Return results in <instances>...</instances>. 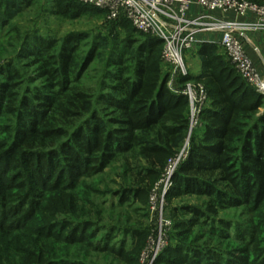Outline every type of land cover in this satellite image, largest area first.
<instances>
[{
	"label": "trees",
	"instance_id": "1",
	"mask_svg": "<svg viewBox=\"0 0 264 264\" xmlns=\"http://www.w3.org/2000/svg\"><path fill=\"white\" fill-rule=\"evenodd\" d=\"M51 1L62 16L101 10L76 0ZM16 3L30 5L31 0L6 3L1 26L10 9L19 10ZM115 21L132 26L124 17ZM132 28L140 37L130 33L111 51L93 78L97 85L85 81L99 53L93 46L81 55L80 34L62 41L35 39L27 53H19L33 67L29 78L13 61L0 71V115L14 118L11 135L0 141V264H86L80 254L70 253L77 245L122 258L123 244L110 248L105 243L115 232L113 224L103 244L92 242L106 226L99 208L80 198L76 188L118 163L126 176L136 177L130 181L133 188L114 193L118 207L130 201L131 193L143 195L140 183L160 175L189 128L188 99L167 86L162 40ZM12 30L20 38L19 30ZM197 54L203 69L197 77L205 81L209 100L166 196L208 199L205 208L187 204L173 209V215H182L175 222L180 234L179 228H196L199 240L219 234L214 223L218 210L249 207L254 212L264 202V96L236 73L216 44H201ZM126 208L118 214L120 223L123 215L129 219ZM126 227L125 234L139 231ZM249 228L237 234L243 248L224 260L209 243L198 246L179 238L154 264H252L249 247L256 236Z\"/></svg>",
	"mask_w": 264,
	"mask_h": 264
},
{
	"label": "rangeland",
	"instance_id": "2",
	"mask_svg": "<svg viewBox=\"0 0 264 264\" xmlns=\"http://www.w3.org/2000/svg\"><path fill=\"white\" fill-rule=\"evenodd\" d=\"M10 1L11 0H0V14L4 12L5 6L10 4ZM17 6L19 10L15 11L14 7L10 9V12H12L11 15L4 19L5 24L3 26L0 25V71L7 68L10 62L13 61L21 68L25 78H29L35 73L33 67L29 66L30 64H24L26 59L21 58L19 53H27L28 47L36 40L56 39L62 41L71 34H80L81 55L93 46L97 48V52L99 53V57L96 58V61L91 65L88 72L90 79L85 81L87 84L97 85V80H93V78L98 77V70L105 66V58L111 51L119 49L125 43V39L130 33L140 37V34L135 33L136 31H134L130 24L129 26L122 27V25L116 21L113 22L114 20H109L105 10L83 12L78 16H62L56 13L51 0H31L30 5L16 3L15 8ZM14 28L19 30L20 38L19 35L13 34L12 29ZM24 36V43H20ZM217 47L218 53L223 56L224 60L230 64L238 74L234 64L225 55L221 47L219 45H217ZM193 52L194 49L184 53V61L186 63L185 77L189 78L184 83L179 82L180 77H183L181 74L173 72L163 60L161 61L163 71L168 76L171 87L181 88L188 82L191 84H205L204 80L197 77L203 71L201 67V58L198 56L197 52ZM260 73L264 74L262 72ZM13 121L14 118L11 115H0V141H2L3 138L8 139V136L11 135L9 126ZM196 131H200L199 128H197ZM182 148H189V130L181 143V147L175 154L179 153ZM165 162L167 163L168 160ZM161 173L158 177H155L156 179L154 178L150 182L147 179L140 183V186L144 187L143 190L145 193L137 197L131 193L130 201L122 204L120 207H118V195L114 193L121 192L125 188H133V183L130 181L136 180V177L126 176L119 164L113 163L109 165L103 173L84 179L81 185L76 188L75 193L78 194L80 198L92 201V203L99 208L102 219L101 224L103 227L106 226L105 229L99 231L97 237L92 242L103 244L104 236L106 232H109V228L113 224V226H115V232L105 243H108L110 248H117L123 244L125 251L122 258H118L115 254L106 251L95 252L92 247H90V249H82V247L77 245L70 250L71 255L80 254V256L84 258L86 264H137V259L138 264H140L139 260L141 253L147 247L150 241L149 238L151 236H156L157 221L155 214L150 211L149 196L153 189V185L160 178ZM207 200L205 196L196 195L164 197L163 215L169 218L172 223L170 230L167 232L168 241L166 248L171 244L175 246L179 238L182 240H190L198 246L207 245L205 244L206 242L209 243L207 247H211L218 251L220 260H224L228 258L232 252L240 250L238 248H243V243L237 240V234L242 230L243 226L249 225V232L253 230L256 236V241H253L249 247V260L253 263L264 264V202L260 204L254 212L250 211L249 207L218 210V215L214 223L219 230L217 232L219 234H205L204 239L197 240V237H195V234H199L197 233V229H188V227L186 229L179 228L180 230L183 229V233L180 234L175 227V222L180 220L182 215L178 211L173 215V209H180L187 204L205 208L204 203L207 202ZM126 206L129 207L125 209L129 214V219L126 218V215H123V222L120 223V221H118V214ZM111 207H113V209ZM220 220H223V222H216ZM126 226L136 228L139 230L136 231V233L141 232L140 235L131 232L125 234V230H127ZM92 228L93 227H90L89 230L91 231ZM228 253H230V255ZM58 254H60V252ZM171 262L172 261H168L166 263L162 261L159 264H171ZM177 264L187 263L180 260Z\"/></svg>",
	"mask_w": 264,
	"mask_h": 264
},
{
	"label": "built area",
	"instance_id": "3",
	"mask_svg": "<svg viewBox=\"0 0 264 264\" xmlns=\"http://www.w3.org/2000/svg\"><path fill=\"white\" fill-rule=\"evenodd\" d=\"M105 10L109 20L126 18L139 32L162 40V60L175 73L186 75L184 53L193 50L202 33L218 32L219 46L234 64L238 74L257 92L264 96V74H261L245 52L240 33L264 30V0L254 3L248 0H76ZM198 5L204 12L188 16L191 6ZM237 15L252 13L253 21L225 20L212 12ZM168 87L176 94L184 95L189 102V138L201 126V111L207 104L208 93L204 85L186 83L181 88ZM188 154V148L168 159L160 178L153 185L149 196L150 211L157 221L155 237L151 236L141 253L140 264H154L166 248L167 232L172 223L163 215L164 197L172 187L173 174Z\"/></svg>",
	"mask_w": 264,
	"mask_h": 264
},
{
	"label": "crops",
	"instance_id": "4",
	"mask_svg": "<svg viewBox=\"0 0 264 264\" xmlns=\"http://www.w3.org/2000/svg\"><path fill=\"white\" fill-rule=\"evenodd\" d=\"M204 10L198 5H193L188 10V16L193 17ZM213 16L225 20H237V21H253L255 15L252 13H247L245 15H237L233 12L222 13V12H212ZM240 38L242 40L244 49L248 57L251 59L254 66L259 72L264 73V30H250L241 32ZM220 34L218 32L202 33L199 35V43L194 49L193 53L197 52L198 47L203 43H213L219 45Z\"/></svg>",
	"mask_w": 264,
	"mask_h": 264
}]
</instances>
